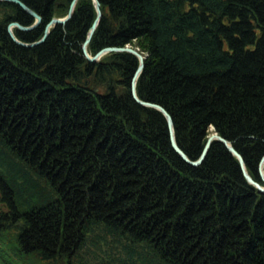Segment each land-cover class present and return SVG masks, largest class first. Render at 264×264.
<instances>
[{
    "label": "trees",
    "instance_id": "obj_1",
    "mask_svg": "<svg viewBox=\"0 0 264 264\" xmlns=\"http://www.w3.org/2000/svg\"><path fill=\"white\" fill-rule=\"evenodd\" d=\"M39 38L70 0H23ZM87 49L145 53L137 94L172 115L197 158L215 130L264 184V0H100ZM96 11L72 15L34 45L0 0V264H264V192L212 139L203 160L171 145L166 118L136 101L127 50L88 60Z\"/></svg>",
    "mask_w": 264,
    "mask_h": 264
},
{
    "label": "water",
    "instance_id": "obj_2",
    "mask_svg": "<svg viewBox=\"0 0 264 264\" xmlns=\"http://www.w3.org/2000/svg\"><path fill=\"white\" fill-rule=\"evenodd\" d=\"M7 1H11V2H15L17 4H19L24 10H26L27 12H29L33 17H34V21L29 23V24H22L21 22H19L18 20H11L10 22H8L7 24V30L8 33L10 35V37L16 41L19 44L22 45H26V46H30V45H34L36 43H39L40 41H42L47 34L49 33L50 27L57 23V22H61L64 23L73 13L74 7H75V3L77 0H70L69 2V6L67 9V12L62 15V16H52L44 25V31L43 34L35 39V40H31V41H26L23 40L21 38H19L18 36H16V34L14 33V29L13 27H18L20 29L23 30H27V29H31L33 27H35L36 25H38L41 20H42V16L40 13H38L35 9H33L32 7H30L25 1L23 0H7ZM96 14L95 17L92 21V23L90 24V26L88 27L87 30V34L85 36V39L82 42V51L84 53V55L86 56V58L88 60H92V61H96L98 59H100V57L105 54L108 51H113V50H127L130 51L132 53H134L137 58H138V64L133 72V75L131 77V81H130V90L131 93L134 97V99L136 101H138L139 103L143 104V105H149V106H153L158 108L165 116L166 118V123H167V127H168V132H169V137H170V142L172 147L188 162L192 163V164H198L200 163L207 150L208 147L212 141V139L216 138L221 140L226 147L238 158L241 170L243 175L245 176V178L252 183L253 185H255L259 191L264 192V184H262L261 182H259L258 180H256L248 171V169L246 168L244 159L242 154L233 146V144L230 142V140H228L226 137H224L223 135H221L220 133H218L217 131L213 130L211 131L208 136L207 139L203 145V148L201 150L200 155L195 158V159H191L186 152L180 147V145L178 144L177 140H176V136H175V130H174V121L172 118V115L170 114V112L160 103L158 102H154V101H150V100H145L143 98H141L136 91V82H137V78L144 66V58H145V53H143L142 51H140L137 47L131 45V44H124V45H105L102 46L101 48H99L97 51H95L94 53H90L87 49V43L96 27V25L98 24L101 15H102V11H101V7H100V0H92ZM258 172L260 175V178L264 181V153L261 155L260 160L258 162Z\"/></svg>",
    "mask_w": 264,
    "mask_h": 264
}]
</instances>
